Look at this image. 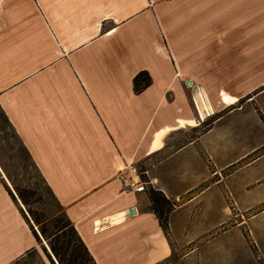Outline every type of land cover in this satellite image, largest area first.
Wrapping results in <instances>:
<instances>
[{"label": "crops", "instance_id": "obj_1", "mask_svg": "<svg viewBox=\"0 0 264 264\" xmlns=\"http://www.w3.org/2000/svg\"><path fill=\"white\" fill-rule=\"evenodd\" d=\"M4 2L0 107L96 264H264V0ZM3 178L11 264L39 242Z\"/></svg>", "mask_w": 264, "mask_h": 264}, {"label": "rangeland", "instance_id": "obj_2", "mask_svg": "<svg viewBox=\"0 0 264 264\" xmlns=\"http://www.w3.org/2000/svg\"><path fill=\"white\" fill-rule=\"evenodd\" d=\"M11 2V1H10ZM9 2V3H10ZM14 3V1H12ZM4 0L0 1V5L4 4ZM17 4V3H15ZM18 5V4H17ZM18 8V7H17ZM16 9V8H14ZM14 11V10H13ZM21 8L14 11L19 14ZM14 31V39H20V33ZM17 32V33H16ZM24 45V44H23ZM26 47V45H25ZM31 47V46H30ZM35 45H32V53H35ZM263 137L257 131L254 132L253 142L261 144ZM239 144V141H238ZM264 145H262L263 147ZM0 171L4 180H8V188L12 193L15 201L23 211L30 227L39 233L42 243L39 244L37 251L32 253L23 264H52L47 252L51 253L48 240L44 239L40 234V225L34 221V216L30 214L32 211L38 218L42 219L50 234L53 233V227L58 220H64V210L58 205L50 191L42 174L29 158L26 151L22 148L21 140L12 127L11 123L5 118L2 108L0 107ZM32 191L30 194L28 205H25L16 191V186ZM33 230V229H32ZM46 249V251L44 250ZM53 259L54 256H53ZM56 264L58 262L55 260Z\"/></svg>", "mask_w": 264, "mask_h": 264}, {"label": "trees", "instance_id": "obj_3", "mask_svg": "<svg viewBox=\"0 0 264 264\" xmlns=\"http://www.w3.org/2000/svg\"><path fill=\"white\" fill-rule=\"evenodd\" d=\"M151 82L152 79L148 74V72L146 71L140 72L134 78L135 92L136 93L142 92L144 89L150 86ZM5 118L9 122V119L7 118L6 115ZM21 144L24 151H26L27 155L32 160L29 152L27 151L22 141ZM15 186L18 196L20 197L22 202L25 205H28L30 203L29 198L31 197L30 194L32 195V191H30L29 189H23L21 187H18L17 185ZM50 191L53 194L51 189ZM53 196L56 202L58 203V205L63 209V207L59 204L54 194ZM150 199L152 202V208L156 213V215L158 216L161 227L163 228L166 235H169L170 229H169L168 216L173 208L171 201L168 200L167 197L162 192L156 191L154 189H151ZM30 214L34 216L35 223L37 225H40L41 236L44 239L48 240V245L50 247L51 253L47 252L46 249L44 250L46 251L47 256L49 257L52 264H56L55 260L58 262V264H96L95 259L91 255L88 247L85 245L84 241L77 232L73 223L68 218L65 210L63 212L65 219L58 220L55 223L53 227V233L51 234L47 229L46 225L43 223L42 219L38 218L32 211H30ZM32 229L39 244L42 243L39 233L33 227ZM35 251L38 252L37 249L35 248L28 251L25 255L13 261L11 264L25 263L27 258ZM53 256L55 259H53ZM43 264L46 263L43 261Z\"/></svg>", "mask_w": 264, "mask_h": 264}, {"label": "built area", "instance_id": "obj_4", "mask_svg": "<svg viewBox=\"0 0 264 264\" xmlns=\"http://www.w3.org/2000/svg\"><path fill=\"white\" fill-rule=\"evenodd\" d=\"M143 171L138 165L134 163L126 164L119 172L118 178L123 185L124 192H145L148 190L150 182H148Z\"/></svg>", "mask_w": 264, "mask_h": 264}, {"label": "bare ground", "instance_id": "obj_5", "mask_svg": "<svg viewBox=\"0 0 264 264\" xmlns=\"http://www.w3.org/2000/svg\"><path fill=\"white\" fill-rule=\"evenodd\" d=\"M223 99L226 101V104H232L235 101V99L231 98L229 95L226 94L223 96Z\"/></svg>", "mask_w": 264, "mask_h": 264}, {"label": "water", "instance_id": "obj_6", "mask_svg": "<svg viewBox=\"0 0 264 264\" xmlns=\"http://www.w3.org/2000/svg\"><path fill=\"white\" fill-rule=\"evenodd\" d=\"M134 212V211H133Z\"/></svg>", "mask_w": 264, "mask_h": 264}]
</instances>
